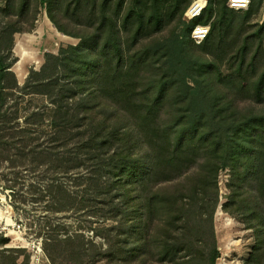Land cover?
I'll use <instances>...</instances> for the list:
<instances>
[{"label":"trees","instance_id":"16d2710c","mask_svg":"<svg viewBox=\"0 0 264 264\" xmlns=\"http://www.w3.org/2000/svg\"><path fill=\"white\" fill-rule=\"evenodd\" d=\"M58 1L66 3L65 19L84 18L75 24L79 30L56 20ZM113 2L40 0L56 29L80 43L46 54L42 69L32 70L21 87L12 67L14 37L22 30L7 19L26 17L31 2L3 1L0 156L12 168L36 156L50 180L43 191L54 215L71 212L77 203L60 177L88 170L80 179L96 201L89 216H98L101 204L112 226L92 230L106 240V250L81 242L70 252L74 264L103 256L109 264H216L218 179L228 169L222 208L254 230L256 245L246 264H264V26L258 27L259 46L252 52L247 41L240 44L237 12L227 8V0H216L209 19L200 21L215 15L210 35L196 45L190 39L193 24L182 21L192 0H119L110 13ZM245 13L251 16L253 9ZM177 19L182 31L178 26L166 41L152 39ZM230 60L229 73H222ZM20 93L50 105L48 113L28 115L24 128L19 110L12 109ZM12 97L17 101L9 106ZM46 122L49 143L31 145L30 135ZM48 227L44 251L55 264L52 247L59 239L53 236L56 227ZM112 231L115 237L109 238ZM72 240L65 238L68 247ZM8 243L1 237L0 247ZM9 251L0 250L3 264H18L5 256Z\"/></svg>","mask_w":264,"mask_h":264},{"label":"rangeland","instance_id":"374dc122","mask_svg":"<svg viewBox=\"0 0 264 264\" xmlns=\"http://www.w3.org/2000/svg\"><path fill=\"white\" fill-rule=\"evenodd\" d=\"M3 1L5 0H0V9L5 5ZM19 1L21 0H17V2ZM252 1L250 9H253V14L248 16L246 13H235L234 22L242 30L240 44L247 41V46L254 52L259 46V40L255 38V34L259 26H264V0ZM30 2L31 11L26 17H9L7 19L18 21V27L22 30L14 37V65L12 67V71L21 87L27 82L32 70L40 71L42 69L45 64L46 54L57 55L60 49L77 46L80 43L79 39L64 35L56 29L48 17L46 8L40 4V0H30ZM118 2L119 0H114L112 3L114 6H111L112 11L110 10V13L115 11L114 8ZM212 2L216 3V0ZM58 3H60L58 7L53 10L56 20L68 30H79L80 27L76 28L77 25L75 24L80 20L84 22V18L73 16L71 20L65 19L64 6H66V3H61V1H58ZM2 15L0 12V19H3L1 18ZM208 15L210 16L206 12L205 18L209 19ZM213 18L215 20V15L212 14L210 20ZM4 20L6 21V19ZM201 20L203 19L199 21ZM182 21L185 22L184 16ZM178 23L177 19L161 33L153 35L152 39L166 41L173 29L179 26ZM186 25L188 26V23ZM42 26L44 27L42 28ZM183 28L184 26H179L178 29L182 31ZM252 36H254V39H251ZM231 65L232 60L224 63L222 65V73L228 74ZM20 94L22 99L19 100L18 108L13 106L14 102L17 101L16 97H12V100L9 101V106H13V110H19L20 119L18 120V125L20 128H24L26 127L25 119L28 115L37 111L48 113L47 107L50 105L43 97ZM16 95H19V93ZM101 108L98 109L101 110ZM50 132L51 124L46 122L43 127L37 128L35 133L30 135L34 139L31 141V145L48 144ZM30 158L26 164H19L12 168L11 162L4 160L0 156V239L3 237L9 241L6 246L0 247V250H10L5 253V256L16 258L18 264H52L44 251L45 242L51 234L48 226L52 225L57 229V231L53 232V236L59 239L52 247V254L56 260L55 264H74L72 263L74 261L72 259L73 255L70 252L77 250V246H80L81 242L86 244L94 242L103 251L106 250V240L95 236L92 230L101 226L110 227L112 222L105 221L104 214L108 209L101 204L97 206L98 216H89L94 211L93 209L96 208V201L94 203L90 201L89 195L84 192V188L88 187V182L84 178L80 179L83 173L88 170L82 168L78 171L80 174L75 171L68 174V176L60 177L61 179L58 182L64 183L69 191L74 192L77 203L71 212L54 215L48 207L51 197L43 191L47 189L46 186L49 185L50 180L44 178L46 176L43 172L44 167L37 165L36 156ZM229 180L230 171L228 169L222 170L218 179L220 205L222 206L227 202V196L229 195ZM179 182H183V179ZM169 186L171 185L166 184V189H169ZM214 227L217 247L220 253L216 264H246L256 245L254 230L248 229L237 214L226 213L223 208L217 209ZM110 234L109 238L115 237L113 231ZM68 236L73 238L70 247L65 242V238ZM197 247L204 249L207 246L197 244ZM93 252L95 250L89 253L95 254ZM154 260H157V257ZM1 262L2 264L4 263V258L0 256V264ZM79 262L83 264H109L104 256L94 260L85 257ZM148 264L160 263L149 260Z\"/></svg>","mask_w":264,"mask_h":264},{"label":"built area","instance_id":"2783aa9c","mask_svg":"<svg viewBox=\"0 0 264 264\" xmlns=\"http://www.w3.org/2000/svg\"><path fill=\"white\" fill-rule=\"evenodd\" d=\"M213 0H192L184 13V20L190 27V39L196 45H202L210 35L214 18L207 23L199 20L204 17ZM252 0H227L226 6L237 13L248 12L251 8Z\"/></svg>","mask_w":264,"mask_h":264},{"label":"water","instance_id":"95a60500","mask_svg":"<svg viewBox=\"0 0 264 264\" xmlns=\"http://www.w3.org/2000/svg\"><path fill=\"white\" fill-rule=\"evenodd\" d=\"M222 207H223L222 205H219V208L218 209H222Z\"/></svg>","mask_w":264,"mask_h":264},{"label":"crops","instance_id":"0c3cea01","mask_svg":"<svg viewBox=\"0 0 264 264\" xmlns=\"http://www.w3.org/2000/svg\"><path fill=\"white\" fill-rule=\"evenodd\" d=\"M45 21H46V19H45ZM49 21V20H48ZM45 24V23H44ZM44 26H42V28H43Z\"/></svg>","mask_w":264,"mask_h":264}]
</instances>
